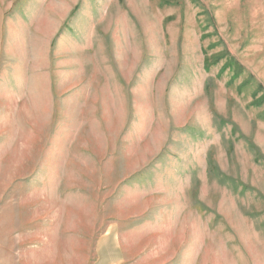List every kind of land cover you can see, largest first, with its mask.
I'll return each instance as SVG.
<instances>
[{
  "label": "rangeland",
  "instance_id": "1",
  "mask_svg": "<svg viewBox=\"0 0 264 264\" xmlns=\"http://www.w3.org/2000/svg\"><path fill=\"white\" fill-rule=\"evenodd\" d=\"M264 264V0H0V264Z\"/></svg>",
  "mask_w": 264,
  "mask_h": 264
},
{
  "label": "crops",
  "instance_id": "2",
  "mask_svg": "<svg viewBox=\"0 0 264 264\" xmlns=\"http://www.w3.org/2000/svg\"><path fill=\"white\" fill-rule=\"evenodd\" d=\"M98 258L95 264H122L124 254L120 234L115 230L106 233L98 243Z\"/></svg>",
  "mask_w": 264,
  "mask_h": 264
}]
</instances>
